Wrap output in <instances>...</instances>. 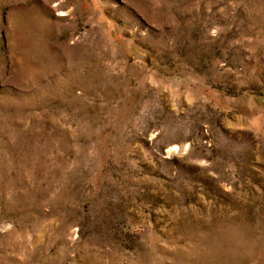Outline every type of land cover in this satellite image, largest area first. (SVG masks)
Returning <instances> with one entry per match:
<instances>
[{"label": "rangeland", "instance_id": "374dc122", "mask_svg": "<svg viewBox=\"0 0 264 264\" xmlns=\"http://www.w3.org/2000/svg\"><path fill=\"white\" fill-rule=\"evenodd\" d=\"M0 264H264V0H0Z\"/></svg>", "mask_w": 264, "mask_h": 264}]
</instances>
